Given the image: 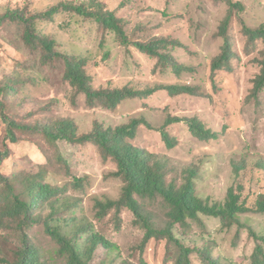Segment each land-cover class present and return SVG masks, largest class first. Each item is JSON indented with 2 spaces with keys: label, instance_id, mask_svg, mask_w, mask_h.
<instances>
[{
  "label": "rangeland",
  "instance_id": "374dc122",
  "mask_svg": "<svg viewBox=\"0 0 264 264\" xmlns=\"http://www.w3.org/2000/svg\"><path fill=\"white\" fill-rule=\"evenodd\" d=\"M82 4L90 0H0V173L14 180L20 190L29 172L41 167L44 181L62 188L61 196L80 201L75 208L76 227L91 226L118 248L107 251L101 245L89 264H123L126 261L146 264H175L177 247L166 240H152L143 249L140 245L144 231L134 225V217L125 210L120 229L115 228L113 216L103 221L95 217L96 199H118L124 183L112 176L116 165L104 161L95 146L72 145L65 141H48L41 133L16 130L17 143L11 140L7 120L21 124L41 125L72 119L79 133L89 132L94 125L117 127L132 118L144 116L155 128L142 127L133 144L149 153L165 156L171 170L168 181L179 180L184 168H194L196 195L210 205L223 204L228 190L243 187V197L252 206L264 191V91L258 100L250 99L253 80L260 69L257 59L263 49L261 42L248 48L242 33V21L249 27L264 23V0H234L245 11L234 13L230 27L234 50L238 57L232 61V72L219 73L218 91L210 80L213 59L221 53L223 39L219 27L228 15L229 7L217 0H99L125 20L126 32L132 42L148 43L155 38L175 42L167 52L187 67L179 76L171 70L156 68L157 60L141 53L134 46L124 47L115 34L105 31L98 23L73 13H60L51 21L38 20L37 32L57 42V49L69 57H82L96 89L132 87L145 89L171 84L198 87L203 97L171 98L160 92L145 100H127L111 111L103 107L90 109L83 95H76L64 79V65L43 64V53L26 45L24 27L4 18L9 10L25 16L45 12L63 2ZM12 87L14 92L8 89ZM171 116L198 118L219 134L217 141L201 142L194 138L185 124L172 126L170 133L178 140L168 150L160 133L166 118ZM64 160L61 162L60 158ZM245 166L241 177L234 168ZM39 171V170H38ZM84 178L82 188L73 182ZM155 223L164 226L167 208L163 200L147 203ZM49 210L45 212V215ZM202 223L190 228L176 226L174 234L190 247L210 249L224 264H250L256 242L249 228L264 235V216L247 213L242 221L249 228L224 229L219 219L201 215ZM0 224V260L14 261L20 245L16 231ZM65 230L71 231V229ZM238 232L239 235H238ZM33 244L51 264H64L54 255L55 244L42 227L28 232ZM195 264H203L198 253L192 254ZM0 264H2L0 262Z\"/></svg>",
  "mask_w": 264,
  "mask_h": 264
},
{
  "label": "trees",
  "instance_id": "16d2710c",
  "mask_svg": "<svg viewBox=\"0 0 264 264\" xmlns=\"http://www.w3.org/2000/svg\"><path fill=\"white\" fill-rule=\"evenodd\" d=\"M229 7L228 15L223 19L218 35L223 39L221 53L217 55L210 67V80L215 92L218 91L217 80L219 73L232 72V61L238 57L234 50L233 37L230 27L234 13H242L245 7L241 2L234 0H217ZM73 13L84 19L98 23L105 31L115 34L118 41L124 47L134 46L141 53L157 60L156 68L171 70L179 76L183 71L189 70L179 64L173 55L167 52L169 46H175V42H169L165 38H155L148 43L132 42L126 32L125 20L119 18L115 12L109 10L99 0H90L82 4L76 2H63L45 12L32 16H25L18 11L9 10L4 18L20 23L24 27L23 39L33 51L43 53V64L49 65L62 62L65 68L64 79L75 91L76 95H83L90 109L103 107L115 111L127 100H145L157 93L166 92L169 97L178 96L203 97L201 89L188 84H171L145 89L122 87L115 89H96L92 78L86 69L87 61L82 57H69L57 49V42L48 36L37 32L38 20L51 21L60 13ZM242 33L247 38L248 48H252L257 42H261L263 49L257 59L259 73L253 80V87L249 98L258 100L264 91V23L258 27H249L242 21ZM8 89L14 92L12 87ZM4 88H0L2 94ZM13 143L18 139L15 131L41 133L48 141L57 144L65 141L72 145L95 146L104 161L111 160L116 165L113 177L123 181L124 186L118 199H96L95 217L103 221L110 215L114 218L115 228L118 230L122 224V213L127 210L133 215L134 225L144 231L142 243L143 249L152 240H166L169 244H175L177 255L175 264H195L193 253H198L203 264H224L212 254L210 249L190 247L183 244L182 240L174 234L176 226L188 229L192 223H202L201 215L219 219L224 229L237 227L238 231L249 228L242 216L247 213L264 216V191L255 199L252 206L247 204L243 197V187L238 185L236 190H228L223 204L210 205L200 199L195 192L196 171L194 168H184L179 180L168 181L171 170L165 156L149 153L133 144L139 130L146 127L155 128L146 117H135L129 123L103 128L101 125L94 127L86 133H79L78 126L72 119H63L47 122L41 125L21 124L6 119ZM185 124L191 135L201 142L209 143L217 141L219 134L209 129L200 119L176 117L169 115L161 128L160 133L163 143L168 150H173L178 145V140L170 133L172 126ZM8 155L7 150L0 158ZM61 162H64L62 157ZM264 170V164L261 163ZM245 166L234 168L236 176L241 177V171ZM35 172H29L23 182L22 189H18L16 182L0 173V224L13 229L20 238V245L14 252V261L0 260L2 264H51L44 258L36 245L33 244L28 232L34 227H42L47 237L55 244L54 255L64 264H89L95 250L101 245L107 251H114L118 246L110 242L99 232L93 231L91 226L76 227L77 218L75 208L80 201L63 197L65 190L53 187L44 181L41 167ZM84 178H78L73 182L74 189L82 188ZM163 200L167 208V221L164 226L155 223L153 214L147 210V203L156 199ZM49 213L45 215V212ZM71 229V231H66ZM240 232H238L239 235ZM250 236L256 245L251 255L250 264H264V235L256 233L249 228ZM123 264H135L129 261ZM137 264H146L141 260ZM235 264V263H229Z\"/></svg>",
  "mask_w": 264,
  "mask_h": 264
}]
</instances>
